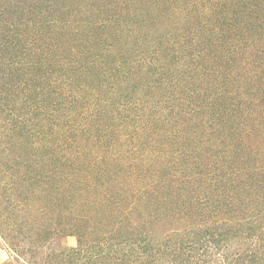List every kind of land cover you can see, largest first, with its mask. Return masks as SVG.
<instances>
[{"label":"trees","instance_id":"obj_1","mask_svg":"<svg viewBox=\"0 0 264 264\" xmlns=\"http://www.w3.org/2000/svg\"><path fill=\"white\" fill-rule=\"evenodd\" d=\"M0 240L264 264V0H0Z\"/></svg>","mask_w":264,"mask_h":264},{"label":"rangeland","instance_id":"obj_2","mask_svg":"<svg viewBox=\"0 0 264 264\" xmlns=\"http://www.w3.org/2000/svg\"><path fill=\"white\" fill-rule=\"evenodd\" d=\"M63 243L71 246V247H76L78 245V240L77 237L74 235H68L63 237L62 239ZM0 245L2 246L0 249V264L4 262L5 260H11L14 257V252H12L9 247L4 244L3 241L0 240ZM10 250V251H9Z\"/></svg>","mask_w":264,"mask_h":264},{"label":"crops","instance_id":"obj_3","mask_svg":"<svg viewBox=\"0 0 264 264\" xmlns=\"http://www.w3.org/2000/svg\"><path fill=\"white\" fill-rule=\"evenodd\" d=\"M0 249H2V248H0Z\"/></svg>","mask_w":264,"mask_h":264}]
</instances>
